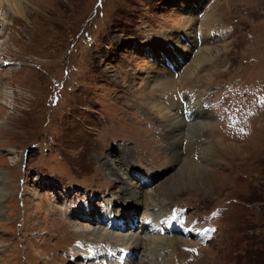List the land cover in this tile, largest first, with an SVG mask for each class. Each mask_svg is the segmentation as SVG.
Listing matches in <instances>:
<instances>
[{
    "label": "rangeland",
    "instance_id": "rangeland-1",
    "mask_svg": "<svg viewBox=\"0 0 264 264\" xmlns=\"http://www.w3.org/2000/svg\"><path fill=\"white\" fill-rule=\"evenodd\" d=\"M28 1L21 3L28 19L0 11V64L10 62L0 72V89L12 92L11 107L0 104V179L6 189L0 264H78V255L67 251L74 241L89 239V222L81 217L101 216L105 205L124 218L117 226H124L125 236L114 240L116 248L134 249V241L138 256H149L144 264H247V250L248 264H264V101L256 103L264 100V0ZM32 3L40 11L33 12ZM191 8L198 22L206 13L216 17L217 36L208 44L222 62L194 72L184 89H195L206 102L231 82L247 87L242 98L225 95L218 113L210 105L212 119L204 129L187 104L193 120L184 121L185 108L177 102L178 131L143 108L139 90L146 69L157 67L145 42H162L166 32L180 35ZM147 88L163 105L176 101ZM225 105L229 130L218 115ZM196 139L211 152L204 145L198 150ZM122 150L131 153V166L119 162ZM186 162L204 171L181 176ZM136 170L155 172L157 185L150 186L149 177L141 180ZM169 181L175 188L168 203H160L153 192ZM121 187L131 203L120 200ZM172 206L182 207L189 220L217 209L213 239L197 246L178 235L151 236L155 229L143 220H158ZM185 246L196 253L181 250Z\"/></svg>",
    "mask_w": 264,
    "mask_h": 264
},
{
    "label": "bare ground",
    "instance_id": "bare-ground-1",
    "mask_svg": "<svg viewBox=\"0 0 264 264\" xmlns=\"http://www.w3.org/2000/svg\"><path fill=\"white\" fill-rule=\"evenodd\" d=\"M29 1H31V0H29ZM33 1H35V0H32V2ZM24 2H26V0H0V11H2L4 13L10 12L11 14L15 15V18H17V19H19V18L20 19H28L27 18V14H26V11H27L26 7L27 6H22L21 5V3H24ZM30 4H31V2H30ZM32 4L35 5V9H33V12L35 10L40 11V8H37L38 6H36L37 3H32ZM194 11H195V8H191V9L186 11L187 13L185 15L184 21L181 23L180 29L179 30L177 29V31H179V33H180V35L177 34L178 35V39H177V35L175 33H174L175 36L173 37V32H171V33L166 32V35L164 34V35L160 36V40H162V42H154L155 40L154 41H147L146 40L147 42H145L147 44L146 47L148 46V48H149L147 50L148 53H150V56L153 57V61L152 62L157 67L154 69L150 65L148 67V69H146L148 72H151V76L147 75L148 72L144 73V75H145V83L143 82L144 84L139 90V91H141V93L143 95V97L140 100V103L143 105V108L145 107L147 110L152 112L154 118L158 122H160L162 125H164L166 127L169 126V128L174 129V130L176 128H178L180 126V124H181V122L179 120V117L177 116L178 110H180L179 109L180 105L178 104L179 101L178 100H176V101L173 100L172 103H170V102L168 103L167 102L168 105H163V102L161 104V101L158 100L156 96L152 95V93H151L152 90L148 89L147 87L153 86L154 90H161L163 93L166 92L168 94H173L175 96H178L177 94L182 93L183 97L187 98V103L186 104L189 107V109H192V111L194 112L195 117L197 119V123H200L201 125H199V126H202L201 128L204 129L210 123V121L212 119L211 118L212 116H211V113L209 111V108L208 107H204L203 108V104L205 103V101H204L205 98L196 95V90L195 89H194L195 90V94H194L193 93L194 90L192 92H187L184 88L187 87L190 84V83H188V80L193 77L194 72H197L199 69L204 68L206 66H211V64L214 61H215V63L217 65H219L220 62H222L220 57H219V52L220 51L217 50V49L209 48L210 44H208V41H210V40L214 41L215 36H217L216 32H217L218 29H216L215 25H213L216 22V17L212 13H206V15H204V18L202 17L203 19L200 22H198L196 20V16H195V12ZM42 16H43V14H41V16H36V18H38V19L40 18L41 19ZM32 20H34V19H32ZM196 24L200 25V26H197V29H195L196 28ZM36 25H37V23H36ZM210 25H213L212 28H208ZM38 26H39V24H38ZM204 28L206 30H208V29H211V30H208L207 32H205ZM35 30H36V28H35ZM36 31H38V30H36ZM196 31L199 32L200 39H201L200 48H198ZM192 33H193V38L191 39V36H192L191 34ZM199 35H198V37H199ZM184 41H187L191 45L192 49H189L188 47H186ZM195 48H197V52H195L196 55L191 59L190 55L192 54V51H194ZM1 55H4V51L1 49V45H0V60H1ZM181 57H183L182 58V60H183L182 62L179 61V58H181ZM168 63L173 64L175 70L177 72H179L177 78H174V73H172L168 69V66H169ZM189 69L191 71L192 70L193 71L190 72ZM179 75H181V76H179ZM11 93H12L11 91H7L5 89H0V104L2 106L4 105V106H6L8 108L11 107V104H12ZM173 95H172V97H174ZM162 101H164V100H162ZM169 101H172V100H169ZM180 116H181V114H180ZM182 117H183V115H182ZM1 121H2V119H0V126L2 125ZM180 128L181 127H179L177 130L181 131ZM186 128H187V126H186ZM180 135H179V137L177 139L178 143H182L183 136L181 137ZM180 137H181V140H180ZM171 138H173V137H171ZM173 140H174V138H173ZM196 145L198 147V150L201 148V146L204 145V150H206L207 152H211L210 146L209 145L207 146L206 144H203L201 142V140L199 141V140L196 139ZM197 147H195V148H197ZM189 148L192 149V147H188V150H189ZM176 152H177V150H176ZM9 155H11V154H9ZM118 155H119L120 159L122 158L121 161H119V162H122V164L124 163V165H130L131 164L130 163V160H131V156H130L131 153L130 152H126V151L122 150V152L120 151V153ZM104 163H106V162H104ZM141 170H143V169H141ZM199 171H204V170H203L202 167H197L196 168L195 164L186 162L185 165L182 167V170L179 173H180L181 176H185V175L192 176L191 173H194V174L197 173L198 174ZM136 172H137V170L135 172H133V173L136 174ZM140 173L142 175H144V176H142ZM110 174L112 176L114 175L115 178L116 177L118 178V176H119L115 172H112V171H111ZM137 174H138V176H142L141 180H144V181H146L144 179L145 177H149V179L151 180L150 186L151 185H155L157 183L158 179H156L157 175L155 176V172L147 171L146 175H145L144 172L142 173V172L138 171ZM205 179H203V181ZM175 184L177 185V183H175ZM160 186H161V184H159V186L156 188V190L153 193H154V195L156 197V200H158L160 203H164V202L166 203L167 200L170 197V196H168L169 195L168 192L171 189L175 188V187L172 185V183L170 181L168 183H166L165 185H163L161 187ZM120 191L121 192H119V191L117 192L118 194H120V200H122V201L125 200L126 202H129L128 201V198H129L128 190L126 188L121 187ZM5 192H6L5 185L3 184L2 178H1L0 179V201L3 200V194ZM148 196L152 197L150 195H148ZM136 200H134V201L136 202ZM129 203H131V202H129ZM108 206L105 205L102 208L101 216H96V214H94L95 212L93 211L94 212V213L92 212L93 214H90V215L86 216L85 218L81 217V219H84L85 221H87V223L89 222V224H88L89 227L85 231V233L89 236V239L85 240L84 242L88 243V241H91L92 245H97V247L100 246L101 248L98 249L99 252H104L107 249H111L110 247H106V246H110V244L112 246H115V248H114L115 250H118L119 248H116V244L117 243H115L114 240L116 239L119 242V240L120 239L121 240L124 239L123 237L125 236V235H122L123 233L120 234V230H121L122 226H119V227L117 226V224L121 222L120 220H123L124 218H120V220L118 222L113 221L112 219H119V217H118V215L117 216L114 215L115 212L111 209V207L109 208ZM128 210H130V209H128ZM0 212H1V209H0ZM0 218H1V214H0ZM110 229H112L111 231H113V230L114 231L112 233H110L109 232ZM125 239H127V238H125ZM134 239L138 240L135 237H134ZM152 239L153 238H151V242L149 241L150 243H152ZM163 239H164V237H163ZM170 239H172V238H170ZM121 240H120V242H121ZM154 240H155V238H154ZM158 240H161V239H158ZM158 240H157V242H158ZM143 241H145V240H143ZM145 242L147 243V240ZM108 243H110V244H108ZM122 244H119V245H122ZM132 244L133 245H132L131 248H134V249H130V248L129 249L134 253V257L133 258H126L125 261H124V264H144L145 260L148 261V257L149 256L148 257H144V256L141 255L139 257L138 256L139 252L136 249V248H138L137 244L134 241L132 242ZM147 248L153 249L150 246L147 247ZM79 252H80V254L78 255V260L79 261H77V262H80L81 256H82L83 259L85 257L87 259V263H85V264H101L100 262H93V258H95L96 256L94 255V253L92 251H89L87 249H81V250H79ZM151 252H152V250H151ZM154 253H152V254H154ZM114 264H117V263H114Z\"/></svg>",
    "mask_w": 264,
    "mask_h": 264
},
{
    "label": "trees",
    "instance_id": "trees-1",
    "mask_svg": "<svg viewBox=\"0 0 264 264\" xmlns=\"http://www.w3.org/2000/svg\"><path fill=\"white\" fill-rule=\"evenodd\" d=\"M248 251V250H247ZM247 251L246 252H244V255L242 256V260H246L247 261V264H248V261L250 260H248V256H247ZM249 254V253H248ZM250 255V254H249Z\"/></svg>",
    "mask_w": 264,
    "mask_h": 264
},
{
    "label": "water",
    "instance_id": "water-1",
    "mask_svg": "<svg viewBox=\"0 0 264 264\" xmlns=\"http://www.w3.org/2000/svg\"><path fill=\"white\" fill-rule=\"evenodd\" d=\"M34 147H31V149H33ZM30 151V150H29ZM28 154L25 153V156H27ZM25 162H27V160L24 159Z\"/></svg>",
    "mask_w": 264,
    "mask_h": 264
}]
</instances>
